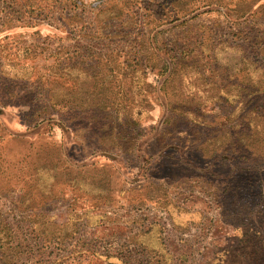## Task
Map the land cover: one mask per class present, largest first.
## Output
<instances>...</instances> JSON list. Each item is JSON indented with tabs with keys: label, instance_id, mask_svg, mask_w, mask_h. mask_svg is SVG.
Segmentation results:
<instances>
[{
	"label": "rangeland",
	"instance_id": "rangeland-1",
	"mask_svg": "<svg viewBox=\"0 0 264 264\" xmlns=\"http://www.w3.org/2000/svg\"><path fill=\"white\" fill-rule=\"evenodd\" d=\"M0 264H264V0H0Z\"/></svg>",
	"mask_w": 264,
	"mask_h": 264
}]
</instances>
